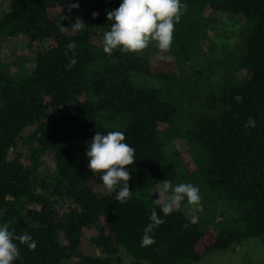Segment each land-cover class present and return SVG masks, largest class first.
<instances>
[{
    "label": "trees",
    "instance_id": "trees-1",
    "mask_svg": "<svg viewBox=\"0 0 264 264\" xmlns=\"http://www.w3.org/2000/svg\"><path fill=\"white\" fill-rule=\"evenodd\" d=\"M121 2H4L0 39L20 36L25 44L19 54L30 52L33 59L24 65L15 50L6 63L0 57V224L37 242L35 251L19 245L14 264H114L120 262V247L132 264H191L241 239L264 240V0H181L188 7L174 32L187 35L181 60L187 66L168 61L155 69L148 48L139 55L103 52V34L112 23L106 13ZM68 3H78L97 32L86 27L62 33L60 22L70 28L76 19L71 12L77 8L69 12ZM209 12L235 15L232 24L243 23L228 31L222 23L229 20L207 18ZM212 27L217 36L208 34ZM210 38L218 42L200 46L198 40ZM70 41L77 44L78 63L67 70ZM178 52L170 53L178 58ZM151 73L168 77L177 100L188 106L163 99L158 89L138 81ZM181 108H188L189 118L202 108L183 134L199 158L195 183L201 210L219 204L213 229L190 223L181 210L186 200L168 216L154 203L152 189L177 178L174 154L165 153L157 135ZM116 114L127 118L122 129L104 124ZM249 116L255 127L246 129ZM109 131L124 132L125 143L135 149L136 160L127 166L132 196L125 203L88 168L92 137ZM191 180L186 176L184 182ZM153 207L165 222L154 230L156 242L141 247Z\"/></svg>",
    "mask_w": 264,
    "mask_h": 264
},
{
    "label": "clouds",
    "instance_id": "clouds-1",
    "mask_svg": "<svg viewBox=\"0 0 264 264\" xmlns=\"http://www.w3.org/2000/svg\"><path fill=\"white\" fill-rule=\"evenodd\" d=\"M187 4L181 0H122L119 7L107 11L108 21H112L110 30L103 34L101 41L103 52L112 55L115 51L121 53L141 54L151 43H155L158 51V59L167 61L169 57L165 53L170 52L175 25L187 11ZM79 8L78 3H68V11ZM92 16H98L92 12ZM69 19L62 16L61 20ZM87 24L77 17L71 27H65L61 22L60 31L66 33L84 31ZM77 44L70 41L66 44L65 56L69 57L66 66L70 70L78 63ZM242 103L243 97L237 95L234 98ZM237 118H239L237 116ZM244 128H254L255 119L251 116L243 125ZM126 136L122 131H109L106 134L96 132L86 151L88 168L93 173H100V179L104 188L110 194H115V200L125 203L132 196L128 181L132 178L127 166L133 165L136 160L135 149L125 143ZM118 190V191H117ZM155 192L159 194L154 200L164 216L179 210L182 202L188 205L199 206L202 200L200 189L192 183L173 184L171 180H162L157 185ZM198 217L192 216L190 223H198ZM148 223L141 237V247H150L155 241L154 230L165 221L158 215L157 208L151 209ZM18 242V243H17ZM19 245H27L28 249L35 251L37 242L32 236L24 232L16 234L10 229L9 224H0V264H14L20 257Z\"/></svg>",
    "mask_w": 264,
    "mask_h": 264
},
{
    "label": "rangeland",
    "instance_id": "rangeland-1",
    "mask_svg": "<svg viewBox=\"0 0 264 264\" xmlns=\"http://www.w3.org/2000/svg\"><path fill=\"white\" fill-rule=\"evenodd\" d=\"M5 0H0V15L2 13L5 4ZM2 8V9H1ZM72 16L77 18H81L85 24H87V27L94 30L97 32V29L95 25L92 23H88V14L85 11H82L80 9H74L73 12H71ZM207 18H216L218 21L223 20L225 18V15L218 14V13H213L209 12L207 15ZM229 16V15H227ZM232 17H227L225 19L229 20H223L224 22L222 23L223 29H227L228 31H233L235 28L239 27L243 23L241 21L240 24H232L235 23L233 19H237L238 16L231 15ZM233 18V19H232ZM241 19V18H240ZM233 22H232V21ZM242 20V19H241ZM232 24V25H231ZM174 34H177L174 36L173 40H176V44L171 47V50H177L179 51L177 54L178 58H175L174 56H171V50L168 53H165L169 57L167 61H161L158 59V49L153 42L150 44L148 47L149 52V58H150V63L152 67L155 69L156 67H161V65H166V63L170 64L168 61H172L175 66L183 67L185 68L187 65H184L183 62L181 61L184 59L185 55V49L182 48L183 45L187 43V35L185 34V31L181 30L178 32H174ZM208 34L217 36L218 30L217 28H211L209 30ZM176 37V38H175ZM200 46L207 47L208 49L213 47L218 41L216 39H205V41L198 40ZM24 39L19 37H14V38H1L0 39V57L2 60V63L8 62V60L11 58L10 51L15 50V53L17 54L15 56V59L17 57L20 58V55H22L21 59L24 62V65H29L32 62V54L30 52L27 53V51H23L22 54L20 53V50H24ZM229 50H230V45H228ZM19 59V60H21ZM163 67V66H162ZM206 67H208L207 62H206ZM178 68V67H175ZM209 68V67H208ZM213 68V67H212ZM212 68H209L212 70ZM7 71V69H6ZM13 71L9 70V73H12ZM8 73V72H7ZM21 75V73H19ZM139 82L142 84H145L147 87H153L156 88L160 91V97L165 99L168 98L170 99L173 103H177L182 107H187L185 106L186 104L181 103L180 101L177 100V98L174 95V91L176 88V85L171 83V80L166 77L165 79H159L158 76H155L153 73H151L149 76H139ZM213 79V78H212ZM198 103V102H196ZM195 103V105H196ZM209 105H212V100L211 102H207ZM186 111L188 112V108L186 110L182 111L179 110L174 115V118L172 120V123L168 126L162 125L160 132L157 135V140L160 141L162 144L165 143L163 150L165 153H170L173 152V154L177 156H173V159L176 163V174L177 178L174 180L172 183L173 184H178V183H185L184 180L186 176L191 180V175L192 173L194 175L193 179L190 181L194 186H197L199 188V185L196 181V173L198 175V178L200 179L199 175V166H198V159L196 157V154L194 153L192 147V143L189 142V140L184 136V131L189 127L192 117L197 115V113L202 112V108L196 110L194 114L189 118L190 115H186ZM205 113L207 111L205 110ZM125 120H127L126 116H123L121 114H116L112 119H109L108 121L104 122L108 128H114V129H122L124 127V124L126 123ZM173 137L171 138L170 136ZM171 138V139H170ZM168 151V152H167ZM156 188H153L152 191L155 192ZM207 192V191H205ZM151 193V192H149ZM157 197H159V194L156 193ZM65 206V205H64ZM63 206V207H64ZM218 205H214V202H211V204L208 205H203V207H206L204 210H201L200 205L199 206H193V205H188L187 202L181 206V210L186 213L189 217L192 216H197L199 226L202 229H210L211 224L213 225L214 221L212 220L211 217H214L215 219H218L219 217L215 216L219 212L217 209L219 208ZM217 208V209H215ZM216 210V211H215ZM215 211V213H213ZM227 212H231L226 210ZM212 214V216H211ZM230 216V213H228ZM228 216V217H229ZM222 218V216L220 217ZM221 220V219H219ZM218 220V221H219ZM229 220V219H228ZM229 225V223H228ZM213 229V228H212ZM120 262L119 263H114V264H132L131 258L129 255L120 247L117 253ZM141 264H150L148 262H142ZM191 264H264V240L261 237H251V238H246V239H241L239 242H234L232 243L228 248L224 250H213L202 256L198 261L193 262Z\"/></svg>",
    "mask_w": 264,
    "mask_h": 264
}]
</instances>
